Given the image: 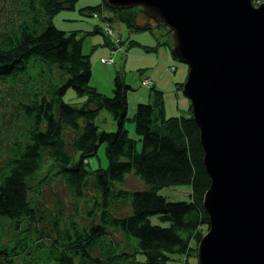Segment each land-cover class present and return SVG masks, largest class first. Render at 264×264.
<instances>
[{
	"label": "trees",
	"instance_id": "trees-1",
	"mask_svg": "<svg viewBox=\"0 0 264 264\" xmlns=\"http://www.w3.org/2000/svg\"><path fill=\"white\" fill-rule=\"evenodd\" d=\"M15 1L16 23L0 28V83L21 75L33 79L41 70L49 77V89L44 94L42 83L27 87V100L19 105L28 122L4 147L8 154L0 152V264H195L194 244L207 226L201 194L208 175L190 102L181 112L167 114L163 92L152 83L150 98L136 100L127 115L130 85L123 74L114 72L110 95L88 84L82 33L64 31L49 20L75 0ZM106 6L129 28H147L154 21L141 16L140 6ZM93 7L88 4L83 11L93 13ZM155 24L163 26L162 40L146 45L130 37L127 43L145 50L162 43L168 47V30ZM54 66L57 78L51 73ZM69 85L85 96L80 104L64 101L62 92ZM102 107L112 116L114 129L97 127L94 116ZM125 120L135 136L128 134ZM64 126L72 129L67 138ZM99 143L105 165L88 167L85 157ZM129 172L143 185L121 187L118 183ZM53 178L63 182L74 200L86 194L82 220L61 222L58 211L39 202L43 182ZM180 183L188 188L185 197L166 198L158 191ZM109 227L122 232L125 242L113 238Z\"/></svg>",
	"mask_w": 264,
	"mask_h": 264
},
{
	"label": "water",
	"instance_id": "water-1",
	"mask_svg": "<svg viewBox=\"0 0 264 264\" xmlns=\"http://www.w3.org/2000/svg\"><path fill=\"white\" fill-rule=\"evenodd\" d=\"M165 26L208 175L195 264H264V0H105Z\"/></svg>",
	"mask_w": 264,
	"mask_h": 264
},
{
	"label": "rangeland",
	"instance_id": "rangeland-1",
	"mask_svg": "<svg viewBox=\"0 0 264 264\" xmlns=\"http://www.w3.org/2000/svg\"><path fill=\"white\" fill-rule=\"evenodd\" d=\"M256 2V0H251ZM94 6L93 9L97 12L96 16L91 15L89 12H84L83 7L87 5ZM17 1L15 0H0V28L3 24H9V22L17 21L19 15H17ZM113 10L110 7L102 4V0H75L72 7L65 6L55 10L54 14L50 16V21L56 26L60 27L64 31L75 30L77 34L82 33L81 49L88 54L90 64V77H88V84L95 85V88L100 92L102 91L106 95H110L112 92V77L114 72L122 73L124 81L130 85L126 88V113L129 115L134 107L135 101H144V99L150 98L151 84L140 83V77L147 74L153 82L152 86H158L163 92L162 100L164 103L165 113H176L182 111L183 107L188 103V98L185 97L180 90L179 82H181L185 72L186 65L177 58L173 57L168 50V47L162 44H158L150 49H143L140 44L131 43L129 45L128 39L134 37L138 41H146L145 43L152 44L158 40H162L165 34L162 32L163 26L155 24L154 21H149L150 26L147 28L141 27L137 29L134 27L129 28L126 21L123 19H117L113 15ZM143 12L142 15L143 16ZM145 16V15H144ZM104 17V18H103ZM146 17V16H145ZM148 18V17H147ZM110 25L112 33H106L102 31L104 23ZM98 26L100 29H92V26ZM118 37L119 40L113 38ZM128 42V43H127ZM113 43V44H112ZM110 44L115 50L112 51L113 60L104 63L100 60V56L106 57L110 55ZM121 45L125 52L120 48ZM139 50L144 51L146 54L136 56ZM140 51V52H141ZM169 65H174V69H171ZM42 69H46L44 64H41ZM161 72L159 75L153 77V72ZM33 79L25 77L23 75L18 76L13 82L0 83V152H5L4 147L9 144V140L16 134H19L21 130L26 126L28 122L23 115V111L20 109L19 101L27 100L25 97L29 93V86H38L40 83L44 94L48 92V78L45 76V72H34ZM53 77H58L59 70L56 67L51 68ZM64 101L74 103V105L80 104L81 100L85 97L82 93L74 91L72 86H68L62 92ZM95 122L100 129L106 128L108 130L114 129L115 123L112 120L109 112L106 108L102 107L95 114ZM124 125L128 126L127 132L129 135L135 136L133 132L131 122L124 121ZM63 133L65 138L72 135V129L63 127ZM138 141V140H137ZM139 142H137V146ZM97 150L94 154L86 156L85 165L88 167H94V165H105L106 158L103 154V144L97 145ZM142 180L131 172L126 173L124 181L118 183L124 188H136L142 186ZM188 188L184 186V183L169 184L167 186H160L159 190L166 198H180L186 196ZM39 194V202L46 204L50 212L58 211L60 214L61 222L68 218H74L82 220V216L85 214L84 205L86 204L85 197L83 195L81 199L72 198L67 192V189L63 186V182L60 179L53 178L52 180L43 182ZM109 231L112 232L113 238L119 239L125 242L126 237L122 236V232H118L109 227Z\"/></svg>",
	"mask_w": 264,
	"mask_h": 264
},
{
	"label": "built area",
	"instance_id": "built-area-1",
	"mask_svg": "<svg viewBox=\"0 0 264 264\" xmlns=\"http://www.w3.org/2000/svg\"><path fill=\"white\" fill-rule=\"evenodd\" d=\"M103 29H104L106 32H108V33H109V32L112 33L110 27H109L107 24H104V25H103ZM113 39L116 40V38H113ZM100 59H101L104 63H107V62H110V60L112 59V56H111V54L108 55V56H106V57L101 56ZM169 66H170V68L172 69V65H169ZM143 82L150 83V80H149V78H148L146 75L143 76L142 79H141V83H143Z\"/></svg>",
	"mask_w": 264,
	"mask_h": 264
},
{
	"label": "crops",
	"instance_id": "crops-1",
	"mask_svg": "<svg viewBox=\"0 0 264 264\" xmlns=\"http://www.w3.org/2000/svg\"><path fill=\"white\" fill-rule=\"evenodd\" d=\"M134 38V37H133ZM135 40H137V39H135ZM138 41V40H137ZM140 43H145L146 41H143V40H141V41H139ZM146 44V43H145ZM147 45V44H146ZM148 45H150V44H148ZM143 49H145V48H143ZM141 50H139V52L138 53H133V54H136V56H140V55H142V54H146L144 51H141ZM161 72H158V71H155V72H153V77L154 76H156V75H159ZM185 107H183V109H184ZM181 112V111H180Z\"/></svg>",
	"mask_w": 264,
	"mask_h": 264
}]
</instances>
